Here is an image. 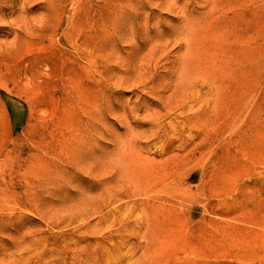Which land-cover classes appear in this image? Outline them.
Returning a JSON list of instances; mask_svg holds the SVG:
<instances>
[{
    "label": "rangeland",
    "instance_id": "374dc122",
    "mask_svg": "<svg viewBox=\"0 0 264 264\" xmlns=\"http://www.w3.org/2000/svg\"><path fill=\"white\" fill-rule=\"evenodd\" d=\"M0 264H264V0H0Z\"/></svg>",
    "mask_w": 264,
    "mask_h": 264
},
{
    "label": "bare ground",
    "instance_id": "6f19581e",
    "mask_svg": "<svg viewBox=\"0 0 264 264\" xmlns=\"http://www.w3.org/2000/svg\"><path fill=\"white\" fill-rule=\"evenodd\" d=\"M125 179L128 181L127 182L124 181V184L127 183L128 186L122 184V182L119 179V176H118V179L112 178V177L107 179V182H114V186L111 188L112 190H110V192L106 196V199H107L106 203L103 206H100L101 207L100 209L106 206H109L110 204L122 199L123 197H129L131 193H132L131 195H133L134 190H132V186L129 185V183L134 186H138L140 183L139 181L140 178L137 174L136 178L126 177ZM122 180H124L123 177H122Z\"/></svg>",
    "mask_w": 264,
    "mask_h": 264
}]
</instances>
